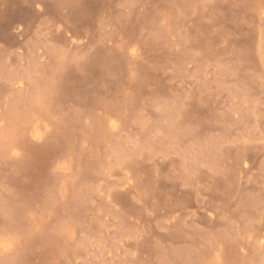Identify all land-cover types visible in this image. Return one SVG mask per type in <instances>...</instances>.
<instances>
[{
    "label": "rangeland",
    "instance_id": "rangeland-1",
    "mask_svg": "<svg viewBox=\"0 0 264 264\" xmlns=\"http://www.w3.org/2000/svg\"><path fill=\"white\" fill-rule=\"evenodd\" d=\"M262 5L0 0V264H264Z\"/></svg>",
    "mask_w": 264,
    "mask_h": 264
},
{
    "label": "snow or ice",
    "instance_id": "snow-or-ice-1",
    "mask_svg": "<svg viewBox=\"0 0 264 264\" xmlns=\"http://www.w3.org/2000/svg\"><path fill=\"white\" fill-rule=\"evenodd\" d=\"M59 6H63L62 4L61 5H59ZM46 7V6H45ZM262 9H264V5H262Z\"/></svg>",
    "mask_w": 264,
    "mask_h": 264
}]
</instances>
